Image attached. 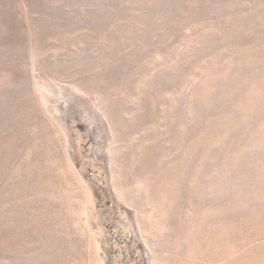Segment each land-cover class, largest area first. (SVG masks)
<instances>
[{
  "label": "rangeland",
  "instance_id": "rangeland-1",
  "mask_svg": "<svg viewBox=\"0 0 264 264\" xmlns=\"http://www.w3.org/2000/svg\"><path fill=\"white\" fill-rule=\"evenodd\" d=\"M93 22L117 28L102 52L107 66L125 55L135 62L113 75L132 99L109 109H122L125 141L151 128L170 153L183 133L172 157L186 152L188 175L177 173L173 187L211 212L216 264H264V0H0V264H159V244L196 247L190 205L153 214L141 205L151 185L132 184L133 202L114 185L111 116L65 76L66 65L97 52L56 46L70 39L79 47ZM175 169L156 172L166 180Z\"/></svg>",
  "mask_w": 264,
  "mask_h": 264
},
{
  "label": "bare ground",
  "instance_id": "bare-ground-1",
  "mask_svg": "<svg viewBox=\"0 0 264 264\" xmlns=\"http://www.w3.org/2000/svg\"><path fill=\"white\" fill-rule=\"evenodd\" d=\"M153 2V1H152ZM157 3V2H156ZM159 7V6H158ZM100 8V7H99ZM98 8V9H99ZM10 9V8H9ZM39 9H43V8H39ZM37 10V9H36ZM44 10V9H43ZM100 10V9H99ZM35 11V10H34ZM47 11V10H46ZM44 11V13L46 12ZM23 12V11H22ZM33 12V11H32ZM40 13L39 11L37 12V14ZM79 13V12H78ZM103 13V12H102ZM196 13V12H195ZM43 14V13H42ZM42 14H39L40 16ZM47 16V13H45ZM88 14V12H87ZM104 14V13H103ZM34 15V13H33ZM99 15V14H97ZM102 15V14H101ZM28 16V15H27ZM36 16V15H35ZM39 16V17H40ZM64 16V15H63ZM89 16V15H88ZM164 16V15H163ZM3 17V15H2ZM38 17V16H37ZM43 17V16H42ZM53 17L52 15L50 16V18ZM87 17V16H86ZM94 17V16H93ZM173 17V15H172ZM32 18V17H31ZM41 18V17H40ZM47 18V17H46ZM88 18V17H87ZM5 19V18H4ZM38 19V18H36ZM44 19V18H43ZM110 19V18H109ZM18 20V19H17ZM34 20V19H33ZM42 20V19H41ZM48 20V19H46ZM45 20V21H46ZM53 20V19H52ZM169 20V19H168ZM36 21V20H35ZM39 21V20H38ZM86 21H91L90 18H88V20ZM92 21H106L105 18L103 19H99V18H94V20ZM14 22V21H13ZM12 22V23H13ZM53 22V21H52ZM47 23V22H46ZM49 23V22H48ZM91 23V22H90ZM88 23L87 26L88 30L87 31H81L82 34H79L82 36L81 38V43L79 47H75V43L72 42L70 39H66V40H62V41H58V45H56L57 47H64V49L66 51H70L72 49L76 50V49H80L83 52L87 53V56H89L88 54H91V52H93L92 50H95V52H97V54L94 55V58H92L90 56V58L88 59V62L85 63L83 61V63H77V64H73V65H66L65 67V76L72 82L74 88L76 89L77 92H82L84 95V99L85 100H89L90 97L91 98H97L98 103H97V107L100 108L99 110H106L109 114H110V118H108L109 123H110V127H111V131L114 132L113 134V138L115 140L116 143L112 144V150H111V156H112V160H113V167L116 168L115 172L117 171V178L116 180H114V185H117L118 187V191H119V195L121 197H125L124 199H126L127 201L131 202L133 199L129 197L128 194H130L131 192H127L128 189H130L129 187L134 184H140L141 182H144L145 184V190L148 188L149 185H151V189L150 191L147 192L146 198L144 197V201H141V205H143V203L145 202L146 205L150 208H153V214L154 212L162 209V212L164 213L163 209L168 210V206H172L174 203L176 204V202L178 203L179 207L180 204L183 203L185 208L188 207V205L191 206V209L194 211V217L195 219H193L194 221V226L195 229L194 231L195 234H197V237L194 238L196 239V247L195 249L192 248L191 250H187V249H183L182 243H178L177 248L175 250L174 246H172V249H168L165 247L164 244H159L156 248L157 251H159L158 255H157V260L159 262V264H216V251H215V231H214V227H213V217L211 212H209L208 210L206 211H202L200 210V208H198L197 205L196 206V200L195 198H193L188 191L179 194L178 190L173 187L174 186V182L179 178H177V173L180 174V178L182 180H184V177L188 175L187 172V159H189L187 157V155L185 156L186 152L181 151L182 153V157L179 156V158L176 156V154H174L175 157H172L173 155V151H177V145L178 147L180 145H182V138H183V133L182 134H174L173 140H172V145H171V151L170 153H167L169 148L167 147V145H170L168 143L167 140H165L164 138H158L156 136V133L153 129L150 128V133L151 135H147V137L145 139L140 140L139 137L137 135H135V137L129 138V141H125L126 138L128 136H132L131 132L127 133L126 130V126L125 122H122L121 120V116H120V111L122 110L120 108L119 112H115L117 114H111L109 109H112L113 107H120V104H126L128 105L126 102L127 100H130L131 98L129 97H125L120 93L119 88L113 84V75H120L122 72H124L125 68L128 69V67H131V65H133L132 63L134 61H132V57H130L131 59H129L128 56H123L120 57V61H119V65L118 66H107L106 65V55L102 56V52H104V48L107 47L111 42L110 39L114 36L111 35L110 33L113 31L112 29H117L116 27H110L109 29H107V27L105 26V28L103 27V25H98L96 22H93L92 24ZM32 24V23H31ZM51 24V23H50ZM53 24V23H52ZM46 25V24H45ZM33 26V25H32ZM47 26V25H46ZM55 26V25H54ZM52 27V26H51ZM32 28V27H31ZM39 28V27H38ZM47 28V27H46ZM50 28V27H49ZM48 28V29H49ZM87 28V27H86ZM36 29V28H35ZM44 29V28H43ZM46 29V30H48ZM51 30V29H50ZM40 31V30H39ZM55 31V30H54ZM44 32V31H43ZM56 32V31H55ZM51 33V32H50ZM77 35V34H76ZM62 37V36H61ZM1 38V37H0ZM68 38V37H67ZM97 38V39H96ZM17 39V38H16ZM41 39V38H40ZM44 39V38H43ZM62 39V38H61ZM14 40V39H13ZM38 40V39H37ZM57 40V39H56ZM138 40V38H137ZM50 42V41H49ZM134 42V41H133ZM12 43V42H11ZM21 43V42H20ZM41 45L42 43L39 42ZM56 43V44H57ZM127 41L124 42L123 44H119L118 45V49L114 47V49L112 50L114 52H110L111 55H109L110 57L117 55L118 51L120 52L121 49L119 48V46L121 45L122 47H124L126 45ZM47 44V43H46ZM55 43L53 42L52 45H54ZM130 44V43H129ZM133 44V43H132ZM136 44V43H134ZM140 44V43H139ZM153 44V43H152ZM23 45V44H22ZM44 45V44H43ZM79 45V44H77ZM112 45V44H111ZM110 45V46H111ZM114 45V44H113ZM112 45V46H113ZM141 45V44H140ZM50 46V43H49ZM111 46V47H112ZM117 46V45H114ZM120 46V47H121ZM128 46V45H126ZM143 46V45H141ZM109 47V46H108ZM155 47V46H154ZM48 47H46L45 49H47ZM131 48V47H129ZM52 49V48H50ZM124 49V48H123ZM127 49V48H126ZM134 49V48H133ZM137 49V48H136ZM162 49V48H161ZM109 50V49H108ZM49 51V50H48ZM58 51V49H57ZM78 52V50H76ZM140 51V50H138ZM122 52H127V50H122ZM130 52V51H129ZM134 52V51H133ZM142 52V51H141ZM80 53V52H79ZM78 53V54H79ZM101 57H95L96 55L99 54ZM108 53V52H107ZM138 53V52H137ZM55 54V53H54ZM57 54V53H56ZM55 54V55H56ZM77 54V53H76ZM120 54V53H119ZM128 54V53H127ZM136 54V53H135ZM140 54V52H139ZM50 55V54H49ZM72 55V54H70ZM77 56V55H76ZM84 56V55H83ZM108 56V55H107ZM119 56V55H118ZM131 56V54H130ZM135 56V55H134ZM80 58V56H78ZM86 57V56H84ZM116 57V56H115ZM36 58V57H35ZM49 58V57H48ZM68 58V57H67ZM66 58V59H67ZM118 58V57H117ZM116 58V59H117ZM109 59V58H108ZM112 59V58H111ZM115 59V60H116ZM113 60V61H115ZM68 61V60H67ZM143 61V60H142ZM50 60L46 59V64L50 65ZM59 63V62H57ZM109 63H113V62H109ZM117 63V62H116ZM135 63V62H134ZM53 65V64H52ZM49 66L50 69L53 70L54 73H57L58 71H56L57 67L55 66ZM113 65V64H112ZM169 65H171L169 63ZM145 66V65H144ZM143 66V67H144ZM173 66V65H172ZM62 67V66H61ZM69 68V69H68ZM134 68V67H133ZM61 69V68H60ZM48 70V69H47ZM146 70V68H145ZM149 70V69H148ZM143 71V70H142ZM154 71V70H153ZM19 72V71H18ZM140 72V70H139ZM155 72V71H154ZM170 72V71H169ZM25 73V72H24ZM23 73V74H24ZM62 73V72H61ZM137 73V71H136ZM147 73V72H146ZM164 73V72H163ZM64 74V71H63ZM145 74V72H144ZM168 75V74H167ZM225 75V74H224ZM178 76V75H176ZM135 77V76H134ZM139 77V76H138ZM226 77V75H225ZM11 78V77H10ZM66 78V79H67ZM202 78V76H201ZM204 79V78H203ZM64 80V79H63ZM145 80V79H144ZM252 80V79H251ZM116 81V80H115ZM230 81V80H229ZM1 82V81H0ZM18 82V81H17ZM149 82V81H148ZM171 82V81H170ZM187 83V82H186ZM189 83V82H188ZM132 84V83H131ZM170 85V84H169ZM72 86V85H71ZM112 87V88H109ZM227 86V85H226ZM124 87H126V84H124ZM130 89V86H128ZM147 87V86H145ZM184 87V86H183ZM228 87V86H227ZM74 89V90H75ZM142 89V87H141ZM137 90V89H135ZM134 90V91H135ZM132 91V90H131ZM129 92V91H128ZM206 92V91H205ZM135 93V92H134ZM207 94V93H206ZM133 95V94H132ZM138 95V93H137ZM127 96V95H126ZM204 96V95H203ZM208 96V95H207ZM141 97V95L139 96ZM163 97V96H162ZM240 97V96H239ZM134 98H138V96H135ZM142 99V97H141ZM147 99V98H146ZM144 100V99H143ZM162 100V99H161ZM169 100V99H168ZM195 100V99H194ZM207 100V99H206ZM241 100V99H240ZM132 101V99H131ZM136 101V100H135ZM138 101V100H137ZM202 101V100H201ZM85 102V101H84ZM134 102V101H133ZM140 102V99H139ZM131 103V102H130ZM129 103V104H130ZM141 103V102H140ZM147 103V102H144ZM200 103V102H199ZM206 103V102H205ZM157 104V103H156ZM172 104V103H171ZM198 104V103H197ZM139 105V104H138ZM141 105V104H140ZM149 105V103L147 104ZM123 106V105H122ZM131 106V105H130ZM200 106V105H199ZM242 106V105H241ZM111 107V108H110ZM134 107V105L132 106ZM194 107V106H193ZM141 108V107H140ZM126 109V108H124ZM171 109V108H170ZM128 110V109H127ZM130 110V108H129ZM124 111V110H123ZM126 111V110H125ZM138 112V111H137ZM128 113V112H127ZM132 113V112H131ZM139 113V112H138ZM165 113V112H164ZM122 114V113H121ZM141 114V113H140ZM161 114V113H160ZM144 115V114H143ZM153 115V114H152ZM127 116V115H126ZM142 116V115H141ZM230 116V115H229ZM129 117V116H127ZM145 117V116H144ZM202 117V116H201ZM131 118V117H130ZM244 118V117H243ZM145 119V118H144ZM150 119V118H148ZM179 119V118H178ZM133 121V120H132ZM136 120H134L135 122ZM163 121V120H162ZM178 121H182V120H178ZM195 121V120H194ZM137 122V121H136ZM148 122V121H147ZM140 123V121L138 122ZM127 124V123H126ZM170 124V123H169ZM132 125V124H131ZM228 125V124H227ZM169 126V125H168ZM175 126V124H174ZM166 127V126H165ZM131 128V127H130ZM163 128V127H162ZM161 128V129H162ZM208 128V127H207ZM167 130V129H166ZM181 130V129H180ZM179 130V131H180ZM25 131V130H23ZM163 131V130H162ZM165 131V130H164ZM163 131V132H164ZM170 131V130H169ZM173 129L171 130L172 133ZM175 131V130H174ZM184 131V130H183ZM149 133V134H150ZM175 133H177V130L175 131ZM208 133V132H207ZM169 134V133H168ZM188 135V133H187ZM212 137V136H211ZM169 138V137H166ZM185 138V137H184ZM184 140V139H183ZM191 141V140H190ZM237 141V140H236ZM252 141V140H251ZM158 143H161L162 145H159ZM245 145V144H244ZM183 146V145H182ZM187 146V145H186ZM186 148V147H184ZM183 148V149H184ZM136 149V150H135ZM180 152V150H179ZM178 154V151H177ZM217 154V153H216ZM233 154V153H232ZM166 155V156H165ZM180 155V154H179ZM189 155V154H188ZM169 156L173 159L175 158V160H173L172 162H169L170 160H167L169 158ZM191 156V155H190ZM177 157V158H176ZM116 158V159H115ZM227 159V158H226ZM233 159V158H232ZM190 160V159H189ZM175 163V164H173ZM190 164V162H189ZM171 165L175 166V172L173 173V175L170 177V179H168V174H167V178L166 180H164L159 173H157L156 171H160L163 168H165L166 166H170ZM162 168V169H161ZM194 170V169H193ZM192 170V171H193ZM199 170V169H198ZM244 170V169H243ZM52 171V170H51ZM55 171V170H54ZM196 172V170H194ZM206 172V171H205ZM231 172V171H230ZM193 173V172H192ZM194 174V173H193ZM53 175V174H52ZM196 176H198V173L195 174ZM249 175V174H248ZM51 176V175H50ZM192 178V181H196L194 177V175L190 176ZM198 179V178H197ZM181 180V181H182ZM206 180V179H205ZM57 181V180H56ZM178 182V181H177ZM198 183V181H196ZM54 183V182H53ZM180 183V182H179ZM178 183V184H179ZM196 183V185H197ZM208 183V182H207ZM142 184V183H141ZM202 184V183H201ZM136 185V184H135ZM176 185V184H175ZM182 185V184H181ZM188 185V184H187ZM192 185V184H191ZM194 185V184H193ZM217 185V184H216ZM221 185V184H220ZM260 185V184H259ZM134 186V185H133ZM186 186V185H185ZM190 186V185H189ZM204 186V185H203ZM128 187V188H127ZM258 187V186H257ZM132 188V186H131ZM175 188V189H174ZM184 188V187H183ZM190 188V187H189ZM195 188V187H194ZM193 188V189H194ZM117 190V189H116ZM181 190V189H180ZM191 190V188H190ZM196 191V188H195ZM199 191V189H198ZM223 191V190H222ZM142 192V191H141ZM145 192V193H146ZM211 192V191H210ZM133 193V192H132ZM195 193V192H194ZM239 193V192H238ZM227 194V193H226ZM235 194V193H234ZM131 196V195H130ZM183 196V197H180ZM252 196V195H251ZM132 197V196H131ZM236 198V197H235ZM133 202V201H132ZM136 203V202H135ZM138 203V202H137ZM199 203V202H197ZM203 203V202H202ZM215 204V202H213ZM244 203V202H243ZM242 203V204H243ZM139 205V203H138ZM237 205V204H236ZM219 206V204H218ZM183 207V206H182ZM226 207V206H225ZM252 208V207H251ZM38 209V208H37ZM176 209V208H175ZM182 209V208H180ZM187 209V208H186ZM190 209V208H189ZM188 209V210H189ZM210 210V209H209ZM161 211V210H160ZM223 211V209H222ZM149 212V211H148ZM166 212V211H165ZM187 212V211H186ZM186 212H184L186 214ZM170 213V211H169ZM173 213V212H172ZM183 213V214H184ZM233 213V212H232ZM152 214V213H151ZM181 214V213H180ZM240 214V213H239ZM156 215V214H155ZM164 215V214H162ZM162 215H161V219H162ZM167 215V214H165ZM170 215V214H169ZM176 215V214H175ZM190 215V214H189ZM192 215V216H193ZM160 216V215H159ZM157 216V218L159 217ZM181 216V215H180ZM188 216V214H187ZM191 216V217H192ZM156 217V216H155ZM167 218V216H165ZM172 217V216H171ZM182 217V216H181ZM180 217V218H181ZM184 217V216H183ZM217 217V214H216ZM233 217V216H232ZM176 218V216H175ZM174 218V219H175ZM179 218V217H178ZM221 218V217H220ZM160 219V217H159ZM164 219V218H163ZM168 219V218H167ZM184 219V218H183ZM222 219V218H221ZM226 219V218H225ZM145 220V219H144ZM152 220V219H151ZM173 220V218H172ZM178 220V219H177ZM153 221V220H152ZM179 221V220H178ZM181 221V220H180ZM186 222V227H184V230L187 231L188 229V225H189V221L187 219L184 220ZM192 221V220H191ZM190 221V222H191ZM145 222V221H144ZM154 222V221H153ZM163 222V221H161ZM175 221H173L174 224ZM217 222V221H216ZM222 223V222H221ZM233 223V222H232ZM217 224V223H216ZM156 225V224H155ZM159 225V223H158ZM164 225V224H162ZM215 225V224H214ZM183 226V225H182ZM231 226V225H230ZM159 227V226H158ZM157 227V228H158ZM168 227V226H167ZM181 227V226H180ZM192 227V226H191ZM192 227V228H193ZM216 227V226H215ZM163 228V227H162ZM164 228H166L164 226ZM171 228V227H170ZM176 228V227H175ZM168 229V228H167ZM216 229V228H215ZM165 230V229H164ZM163 230V231H164ZM170 230V229H169ZM175 230V229H174ZM180 230V229H179ZM182 231V229H181ZM190 231V230H189ZM193 231V232H194ZM229 231V230H228ZM172 232V231H171ZM192 232V233H193ZM184 233V232H183ZM191 233V232H190ZM235 234V233H234ZM178 235V234H177ZM181 235V233H180ZM175 236V235H174ZM173 236V237H174ZM189 236V235H188ZM187 236V237H188ZM192 236V235H191ZM236 236V235H235ZM177 238V236H175ZM186 237V236H185ZM186 237V238H187ZM172 238V235H171ZM185 238L179 236L177 238V240H184ZM191 239V238H190ZM224 239V238H223ZM171 241L174 240V238L170 239ZM193 241V239H192ZM175 242V241H174ZM178 242V241H177ZM185 243L187 245V241L185 240ZM195 243V242H194ZM169 244V243H168ZM218 245V244H217ZM155 246V245H154ZM182 246V247H181ZM193 247V246H192ZM190 248V247H189ZM232 249V248H231ZM231 251V250H230ZM223 254V253H222ZM37 255V254H36ZM226 255V254H225ZM223 255V256H225ZM228 255V254H227ZM222 256V257H223ZM256 261V260H255ZM232 262V261H231ZM221 264V263H220ZM258 264V263H255Z\"/></svg>",
  "mask_w": 264,
  "mask_h": 264
}]
</instances>
